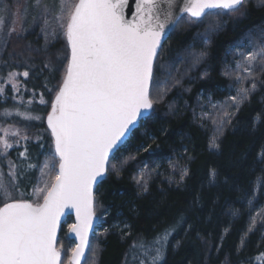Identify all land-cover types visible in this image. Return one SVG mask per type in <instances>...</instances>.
<instances>
[{
	"label": "trees",
	"instance_id": "trees-1",
	"mask_svg": "<svg viewBox=\"0 0 264 264\" xmlns=\"http://www.w3.org/2000/svg\"><path fill=\"white\" fill-rule=\"evenodd\" d=\"M210 22L219 25L216 30L208 31ZM262 24L264 6L258 0H246L239 13L209 16L194 26L182 21L169 33L158 61L162 67L156 71L167 88H153V109L112 159L113 164L127 163L118 174L109 171L95 189L96 214L107 212L108 231L90 239L95 255L87 251L82 264H131L133 241L151 239L170 226L175 231L159 264H264V162L260 160L264 151V70L254 72L256 88L237 105L229 99L228 89L238 84L226 73L223 62L228 48L245 33H249L244 37L247 40L250 36L257 39L264 30ZM65 50L63 38L45 40L34 30L10 35L3 42L0 87L9 72L28 71L29 75L21 79L17 91L3 86L0 128L11 126L32 136L8 149L6 157L0 155V170L5 173L8 166L4 161L9 158L17 164L27 163L19 156L25 147L31 163L40 164L49 155L51 139L44 116L61 81L58 56ZM201 53L204 55L197 62ZM202 96L212 103L220 101L208 115L201 109ZM6 110L10 115H4ZM26 111L41 119L25 120L16 114ZM225 111L229 117L218 130L213 120L219 121ZM35 130L41 133L37 136ZM214 136L219 149L210 150ZM140 165L147 166V190L134 179L141 172L137 171ZM182 169L187 174L181 179ZM213 169L216 180L209 183ZM39 174L38 168L24 167L19 175V192L24 198H33ZM249 199H254V207ZM254 217L255 228L249 232ZM114 223L130 227L121 229ZM66 228L63 223L57 237L64 261L70 255Z\"/></svg>",
	"mask_w": 264,
	"mask_h": 264
},
{
	"label": "snow or ice",
	"instance_id": "snow-or-ice-1",
	"mask_svg": "<svg viewBox=\"0 0 264 264\" xmlns=\"http://www.w3.org/2000/svg\"><path fill=\"white\" fill-rule=\"evenodd\" d=\"M246 0H182L177 15L175 0H136L132 19L125 17L129 0H33L38 14L32 24L43 21L41 32L45 37L59 36L66 41V50L58 56L63 70L61 81L51 111L47 114V127L54 143V152L43 164L30 162L28 148L19 156L26 164L8 163L7 173L0 170V264H81L88 250L95 255L89 241L94 218L98 186L109 171L119 173V165L112 159L128 139V134L153 109L152 90L166 89L167 82L157 79L156 71L165 38L182 21L200 23L207 17H221L239 13ZM264 6V0H258ZM0 11L7 12V8ZM21 24L27 15L17 12ZM16 19L10 22L0 16V41L16 31ZM219 25L210 22L208 31ZM21 31H26L23 27ZM207 42V41H206ZM245 47L243 44L239 48ZM204 53L195 59L198 62ZM241 57L235 68L245 75H237L236 83L253 78L251 88L241 87L229 99L238 105L256 88L254 72L257 64L264 70V30L257 39H248L247 51H239ZM48 67V65H45ZM16 72H9L8 79L15 81ZM28 77L29 72L22 73ZM207 75V73H205ZM17 87L13 83V88ZM4 89L0 87V94ZM41 103H45L41 98ZM25 120H40L31 112H17ZM5 116L10 113L5 111ZM223 112L218 130L227 122ZM0 145L6 157L13 145L7 137L20 136L11 126L0 128ZM28 140L27 136L21 137ZM210 150L219 149L214 136ZM147 151V149H145ZM264 162V151L260 153ZM24 167L39 169L40 176L33 185L34 199L24 198L19 192L18 177ZM147 167V166H145ZM187 174L182 169V176ZM215 169L209 172V183H215ZM136 183L147 190L144 169ZM14 193H18L14 195ZM250 206L254 199H249ZM65 209L75 211L76 222L68 225L78 243L68 249L67 261L62 260V246L57 247V231ZM257 215H260L258 213ZM125 229L130 226L125 224ZM255 228V217L249 232ZM107 232L108 230L105 229ZM175 228H165L151 239L141 238L130 246L138 264H159ZM127 234V233H122ZM243 244V240L241 241ZM264 258V253L261 254Z\"/></svg>",
	"mask_w": 264,
	"mask_h": 264
},
{
	"label": "rangeland",
	"instance_id": "rangeland-1",
	"mask_svg": "<svg viewBox=\"0 0 264 264\" xmlns=\"http://www.w3.org/2000/svg\"><path fill=\"white\" fill-rule=\"evenodd\" d=\"M43 3H45V4H51L52 3V0H43ZM4 8H7V12L0 11V16L5 17L9 22L12 19H16L17 20V23L15 24L16 31L14 33H12L11 35L20 36V35H24V34H26L28 32H32V30H34V32H36L38 34L40 33V35H42L45 40H47V39L52 40V39H55V38L59 37V36L53 37V36L49 35L47 37V39H46L45 34L43 32H41V27L43 26V21H39L35 25L32 24L33 17L38 14V9H36L35 7H33V0H0V10H2ZM25 9H27V15L23 17L24 23L21 24L20 17H19V15H17V12L19 10V13H23ZM184 16H185V20H187V16L186 15H184ZM196 24L197 23H186V22H184V25H187V26H194ZM262 25H264V24H262ZM22 27L24 29H26V31H21V28ZM248 35H249V33H245L244 36L240 40H238L236 43H234L233 45H231L228 48V51H226V53H225V57H224L223 62H224V65L226 67V73L228 75H233V80L234 81H236V76L237 75H241V76H244L245 75L243 72H241V71H236L235 72L233 69L235 68L236 62L241 60V57L239 55V51H247V43H248V40H247V38H244V37H246ZM3 42L4 41H0V51L2 49ZM241 44H243L245 47L239 48V51H238L237 50L238 49V46L241 45ZM190 54H191V57L193 59V53H190ZM256 70H261V67H260L259 64H257V66L255 68V71ZM23 77L24 76L21 73V74L17 75L15 81H10L8 79V76H7L5 78V80L3 81L2 88H3L4 85H9L11 89L17 91L19 88H21V79ZM252 79L253 78H247V79L242 80L241 83L238 84V87L229 85L228 97L235 96L237 90L239 88H241V87H246V88L249 87V88H251V80ZM14 82L17 85V87L15 89L13 88V83ZM241 84H242V86H240ZM201 98L204 100L203 106L201 107V109L207 115L209 114V112L211 111V109L213 107H215V105H217V104L220 103V101L219 102L212 103V102H210L208 100L207 97H203L202 96V97H200V99ZM50 106H51V103H50ZM50 106H49V109H50ZM49 109H48V111H49ZM207 109H208V111H207ZM46 115L44 116V119H45ZM19 132H20V136H15L14 137V136L9 135L7 137L9 143H11L12 145H15V144H17L19 142L23 143V142L28 141V140L21 139V137L27 136L29 138L31 136L30 135V132L29 131H20V130H19ZM32 132L35 133V134H37V133L40 134L41 133V130H35V131H32ZM38 134H37V136H38ZM35 137H36V135L33 136V138H35ZM50 139H51V135H50ZM48 149H49L48 150L49 155L44 154V155H46V157L43 158V161L40 164H43V162L46 159H49L50 158V154L53 152V147H52L51 141H50V145H49V148ZM9 161H10V158L7 159L6 161H4V164L8 166ZM144 166L145 165H140L137 171H141V169H144L145 170ZM157 166H158V164H156V166H154V167H157ZM38 172H39V169H38ZM39 176H40V174L37 176V179L39 178ZM32 199H34V197ZM107 215H108L107 212L104 215L103 214H101V215H97L96 214V217H97V220L98 221H97V224L95 226L94 232L91 235L90 239L93 236H96V235L100 234L106 228V226H105V217ZM69 219H70V221H68ZM69 219L67 217L64 220V222H63L64 224L67 225L66 234H67L68 225H70V224L73 223L72 218L69 217ZM113 226H116V227L118 226L119 228L124 229V225L119 224V223H114ZM66 238H67V235H66ZM68 240H69V249H70V248L74 247V242H72L70 239H68ZM132 253L133 252L131 251V254ZM86 255H87V252H86ZM134 255H135V253L133 254V256ZM133 256L131 255V261H132L131 264H134L135 263V262H133V260H134ZM163 256H164V254H163ZM85 258H86V256H85ZM135 264H138V261H136Z\"/></svg>",
	"mask_w": 264,
	"mask_h": 264
},
{
	"label": "water",
	"instance_id": "water-1",
	"mask_svg": "<svg viewBox=\"0 0 264 264\" xmlns=\"http://www.w3.org/2000/svg\"><path fill=\"white\" fill-rule=\"evenodd\" d=\"M174 6H175V9L177 10V15H186V14H182V13H180V12L178 11V9L182 6V0H175V5H174ZM135 11H136V0H129V4H128V6L125 8V17H126L127 19H132L133 15L135 14ZM168 35H169V34H168ZM168 35H167V36H168ZM167 36H166L165 38L162 39V44H163V42L165 41V39L167 38ZM54 97H55V95H54ZM54 97H53L52 100H54ZM50 111H51V106H50V109H49L48 113H49ZM150 112H151V110L149 111V113H148L145 117H147V116L150 114ZM48 113H47V114H48ZM145 117H144V118H145ZM144 118H142V119H144ZM142 119L138 120L137 125L132 129V131L138 127V124L140 123V121H141ZM44 124H45L47 130H48L49 133H50V130H49L48 127H47V115H46V117H45V119H44ZM132 131L128 134V137L130 136V134L132 133ZM50 135H51V134H50ZM51 144H52L53 152H54V143H53V141H52V137H51ZM96 187H97V186H94V189H93L94 192H95ZM67 217H71V218H72V221H73L72 224H74V223L76 222L75 211H74V210L69 211V210L65 209L64 214H63V215L61 216V218H60V227H59V229H58V231H57V237H58V234H59V231H60L61 225H62V223L64 222V220H65ZM97 221H98V220H97V217L94 218V220H93V224H92V230H91L90 233H89V240H90L91 235H92L93 232H94V229H95V226H96V224H97ZM66 235H67V238H68V239H70L72 242H74V246H75L76 243H78V240L75 238L74 234H70V233L68 232V229H67V234H66ZM86 252H87V250H86ZM86 252H85V256H86ZM84 258H85V257H84ZM84 258L81 259V264H82V262L84 261Z\"/></svg>",
	"mask_w": 264,
	"mask_h": 264
},
{
	"label": "bare ground",
	"instance_id": "bare-ground-1",
	"mask_svg": "<svg viewBox=\"0 0 264 264\" xmlns=\"http://www.w3.org/2000/svg\"><path fill=\"white\" fill-rule=\"evenodd\" d=\"M141 122V121H140ZM139 125V124H138Z\"/></svg>",
	"mask_w": 264,
	"mask_h": 264
}]
</instances>
